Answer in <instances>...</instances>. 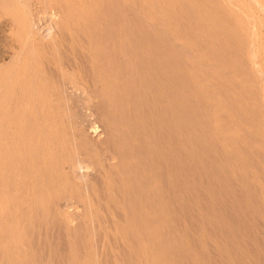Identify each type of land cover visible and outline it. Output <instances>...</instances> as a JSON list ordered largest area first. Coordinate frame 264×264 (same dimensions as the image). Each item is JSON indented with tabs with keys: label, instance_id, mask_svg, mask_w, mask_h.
I'll return each instance as SVG.
<instances>
[{
	"label": "bare ground",
	"instance_id": "obj_1",
	"mask_svg": "<svg viewBox=\"0 0 264 264\" xmlns=\"http://www.w3.org/2000/svg\"><path fill=\"white\" fill-rule=\"evenodd\" d=\"M0 264H264V0H0Z\"/></svg>",
	"mask_w": 264,
	"mask_h": 264
}]
</instances>
